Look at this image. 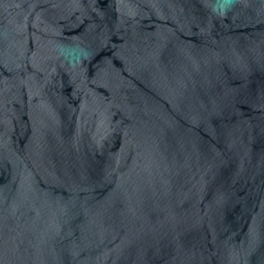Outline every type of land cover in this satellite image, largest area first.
Here are the masks:
<instances>
[{"label":"water","instance_id":"water-1","mask_svg":"<svg viewBox=\"0 0 264 264\" xmlns=\"http://www.w3.org/2000/svg\"><path fill=\"white\" fill-rule=\"evenodd\" d=\"M0 264H264V0H0Z\"/></svg>","mask_w":264,"mask_h":264}]
</instances>
